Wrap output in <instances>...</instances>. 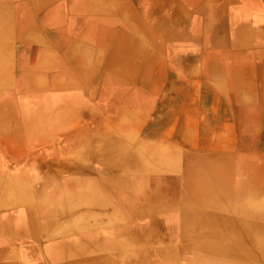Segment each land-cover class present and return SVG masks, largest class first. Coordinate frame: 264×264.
<instances>
[{
  "label": "bare ground",
  "instance_id": "6f19581e",
  "mask_svg": "<svg viewBox=\"0 0 264 264\" xmlns=\"http://www.w3.org/2000/svg\"><path fill=\"white\" fill-rule=\"evenodd\" d=\"M47 1L37 0L35 9L40 10ZM198 1L188 0L194 6H198ZM243 1L252 25L258 27H250L245 19L244 28L237 31L233 44L239 50L254 46L263 54L264 0ZM111 2L114 7L118 4L117 0ZM170 8L168 16L175 26L165 32L159 26L138 30L124 25L128 30L123 29V36L116 33L115 20L105 14L110 8L95 3L91 12L94 15L85 18L86 27L73 23L78 34L64 38L70 70L60 69V63L50 58L37 56L40 59L37 63L28 65L19 61L23 69L27 67L26 75L30 76L15 80L11 77L10 53L2 50L26 40L25 31L20 30H31L32 18L27 9L20 8L11 19H6L10 16V1L0 0V62L3 64L0 63V92L4 91L0 97V121L4 125L0 130V145L8 146L4 141L13 144L30 138L53 137L58 126L67 122L69 113L88 112L89 106L78 96L75 82L91 89L102 107L123 103L124 117L134 118L132 111L137 98L126 92L122 82L142 71L153 46L167 43V51L178 71L185 75L198 72L203 19L188 16L175 5ZM87 11L85 15H89ZM225 15L215 14L206 20L210 29L214 22H220L210 35L212 42L207 43L210 46L226 42L221 30L230 22ZM134 32L145 35L146 39L137 44ZM229 58L231 63L233 57ZM101 60L109 71L107 78L100 72ZM205 69L210 78L220 82L227 103L233 107L236 126H245L251 138L255 127L264 122V107L257 108L264 106V65L254 68L246 61H238L229 83H221L223 73L215 65L207 64ZM50 71L53 72L49 74ZM149 71L147 76L152 75ZM19 91L27 92L19 94ZM90 146L88 142L77 144L73 155L61 163L39 161L38 169L27 174L29 178L25 182L23 177L15 175L0 179V200L35 204L33 210L0 216V264H19L20 253L12 249V240L16 236L33 238L41 218L47 221L43 230L49 225L48 232L53 234L50 236H62L61 244L49 246L45 257L59 259L62 264L264 262V214L260 216L259 211L263 204L254 200L257 186L252 174L257 172V166L251 155L203 158L182 155L173 149L156 150L151 161H161L163 169L148 163L150 144L144 143L141 153L115 155L95 167V162L91 165L95 158L91 157L99 151L87 153ZM114 147L117 149L119 145ZM62 167L73 171L59 180ZM169 168L182 171L184 176L173 177L165 172ZM99 169L102 174L98 173ZM36 180L44 181L38 193L30 187V182ZM74 233L78 237L70 238ZM24 246L27 250L22 256L24 264H37L39 252L27 242Z\"/></svg>",
  "mask_w": 264,
  "mask_h": 264
},
{
  "label": "rangeland",
  "instance_id": "374dc122",
  "mask_svg": "<svg viewBox=\"0 0 264 264\" xmlns=\"http://www.w3.org/2000/svg\"><path fill=\"white\" fill-rule=\"evenodd\" d=\"M57 2H61L62 5H65L66 8L67 0H56ZM172 0H155L156 7H167L172 6ZM185 5H178V7L182 8L185 14L188 16H200L203 19L202 28L203 30L199 32V41L203 43L200 46V54L201 57L199 59V70L198 72H194L193 74L197 73L193 79H186V78H179V77H186L191 76L185 75L182 71H178L176 67L173 66L171 61V56L167 51V43L161 46H153V49L150 53L146 55V63L143 65V69L141 72H137L135 76L138 74L140 75L141 79H146L149 76L146 73L149 71V67L152 66L153 70L149 71L152 75H159L163 72L164 68H169L170 70H174V74L178 77H173L171 75L166 76L163 78L161 87L159 89V93L155 95L152 100V103L149 108V113L147 118L145 119L144 124L140 127V132L144 136H151L155 138L158 142L162 143V145L170 146L173 148H167L160 146L156 142H149L145 141L142 142L140 140L137 141L139 146V150L142 151L141 146L144 143H149L150 147L148 149V163L151 165V162L160 165V168L164 169V163L161 161H151L153 153L156 150H168L173 149L182 155L187 156H194V157H207V158H217L222 156H237L240 155H251L252 159L256 160V169L257 172L253 173V177L256 180L257 190L254 193L255 201L260 202L263 204L262 208L259 210L261 212L260 216L264 214V122L259 123L252 131V137H249L247 132V128L245 126H236L234 118H233V107L227 103V95L219 88L218 92L221 93L224 97V100L220 95L216 93V89L218 87V83L215 81H211L207 73V69L205 66L207 64H213L218 69L221 70L224 76V81L229 83L232 81V74L233 68L238 61H246L254 68H259L264 65V53L262 54L261 51L254 46L250 47H241L240 50L238 47L233 44L234 38L236 36L237 31L233 28L232 23L225 30L222 31V36L225 37V43H216L213 46H210L209 42H212V38H210L211 33L215 32L217 28L220 26V22H214V25L210 29V26H207V18L211 17L215 14H227L230 12L229 9L234 10V8L241 6V3H236L235 0H199L198 6H194L188 0H185ZM95 3L98 4H105L108 6V9L105 14L107 17H110L115 20L116 24V33L122 34L123 29H127L123 24L119 21L120 19H115L113 17V13H111L112 9H114V5L112 4L111 0L108 2H103L102 0H80L79 6L81 7L80 11L81 14L85 15V11L91 15L93 11V5ZM110 3V4H109ZM51 5V0H48L42 7L43 9L47 6ZM156 10V8H155ZM155 12V11H154ZM62 14L65 15L64 20L68 19V15L65 12H60L58 15ZM94 14H92L93 16ZM230 22V21H229ZM47 23V22H46ZM49 24V23H47ZM73 24V23H72ZM49 26V25H46ZM128 30V29H127ZM162 31L165 32L164 28ZM187 33V31H186ZM123 35V34H122ZM124 36V35H123ZM140 37L141 39L138 40L136 37ZM221 36V37H222ZM134 40L136 43H142L146 38L145 35L134 32ZM213 37V36H212ZM125 38V37H124ZM209 40V41H208ZM26 41V40H25ZM19 42L18 44H22ZM21 47V46H20ZM19 46H14L13 49H19ZM13 51V50H12ZM23 52L22 56H27L26 49H20ZM41 54V52L39 53ZM205 55V59H202V55ZM36 55L35 57H37ZM230 56L233 57L231 63L228 61ZM151 63L149 65V62ZM13 68L12 71L16 66H21L13 60ZM102 68H107L105 61L101 60ZM33 63V62H32ZM28 65L30 62L27 63ZM22 65L21 67H23ZM104 66V67H103ZM101 68V65L99 64ZM27 71V67L24 69ZM53 71H50L51 74ZM151 76V75H150ZM29 78V77H27ZM27 92V91H23ZM23 94V93H22ZM264 106L258 105V109ZM80 114L88 113L83 110L79 111ZM193 116L194 118L200 119L199 121L201 124L198 126V131L194 134L195 137L192 138L196 139L193 148L190 147L189 143L185 141V121L188 117ZM111 125L102 126L104 131L106 129H112ZM99 128V127H98ZM57 129V127L55 128ZM35 139H28V142H32ZM8 146H2L5 149H11L15 144H10L7 141ZM176 148V149H174ZM35 149V148H34ZM182 152H180V151ZM183 152H186L185 154ZM189 152H191L189 154ZM68 157L54 161L56 163H61L65 161ZM185 164V161H182ZM100 165L99 162H95L94 166ZM10 169H15V163L8 164ZM152 166V165H151ZM163 166V167H162ZM59 170L60 173L58 174L57 178L61 180L62 178L68 177L72 173V169L68 167H62ZM98 170L99 174H102ZM168 173V169H166ZM172 176L175 178H182L184 176L182 171L179 173L171 171ZM8 176V175H7ZM10 178V177H7ZM44 184L42 180H36L30 182V187L35 193L41 191V187ZM34 203L29 202L23 204L22 201H16L13 204H10L6 199L0 200V216L2 212L6 209V207H15L12 210V214H16L20 211H29L30 209H34ZM46 219L41 218L36 234L33 238L28 237L26 239L19 238L16 236L12 240L11 247L14 249L20 256L18 257V263L24 264L23 259V252L27 253V250L23 252L18 250L16 243H19L25 248L24 242H27L28 245L35 248L36 251L40 254V259L38 260L37 264H45L46 261H53L47 260L45 257V253L40 252V248H37L35 245L39 243L38 241L42 237H46L48 240H53V242L57 241L60 242L62 240V236H50L48 232V227L46 230H43L44 224H46ZM70 238L74 239L77 238L78 235L76 233L69 235ZM17 241V242H16ZM52 245V244H51ZM50 245V246H51ZM57 264H62L63 262L58 259V261H53ZM261 264H264L261 263Z\"/></svg>",
  "mask_w": 264,
  "mask_h": 264
},
{
  "label": "crops",
  "instance_id": "0c3cea01",
  "mask_svg": "<svg viewBox=\"0 0 264 264\" xmlns=\"http://www.w3.org/2000/svg\"><path fill=\"white\" fill-rule=\"evenodd\" d=\"M9 1L11 11L8 13L10 16L6 17V19H11L20 8H25L30 12L32 23L31 30H20L25 31L26 41H23L22 44L14 45L21 46L19 49H13L14 46H11L8 48L5 47L4 50H2L3 52L8 51L10 53L8 60H14L17 64L20 60L26 64L28 62L37 63L40 59L37 60L35 56L38 55L41 59L50 58L51 60L57 61L60 63V69L70 70V66H68L65 59V53L67 50L64 47V38H69L75 33L78 34L76 26L79 24L81 27H86L85 18L86 16H90L81 14V7L79 6L80 0H69L66 3V8H64L65 5H62L61 2L51 0V5L41 10L35 9V7H37V5L35 6L37 0ZM85 1H87V3L89 2V0ZM102 1L106 3L110 0ZM117 1L118 4L112 9L111 13H113L115 19H121L119 22L126 25L128 28L133 27L138 30H145L159 26L166 30L175 26L174 20L170 19L168 16L171 13L170 6L164 8L156 7L154 6L155 0ZM235 1L242 5L234 8V10L232 9V11L229 9L230 12L227 14V17L225 16V18L228 19V22L230 21V23H232L233 28L236 31H242L245 19L248 20L250 27H258L257 25H252V20L247 14L244 1ZM171 2L175 6L186 4L185 0H172ZM6 10L9 9L6 8ZM60 12L67 13L68 19L64 20L65 15L58 16ZM0 14H2L1 11ZM72 23L76 24L75 29ZM44 25L49 26L43 27ZM131 32H133V30H131ZM17 35H19V31ZM136 37L138 40L141 39L138 36ZM110 39H112V37ZM121 39L123 40V38ZM20 49H26L28 53L27 56H21L19 52ZM40 52L42 55H39ZM100 65V72H102L105 78L109 77L108 69L102 68V62H100ZM100 72L98 75H100ZM11 73V77L15 80L25 79L30 76L26 75V70L21 66H16ZM196 74L197 73L179 78L193 79ZM169 75L175 78L178 77L174 74V70L172 71L166 67L159 75H151L146 79H141L140 75L137 74L135 77L122 82L126 92L137 98L132 111V117H135L128 120L124 117L122 111L125 104L115 102L107 107H102V105L96 101L97 98L91 89H87L85 85L77 84L75 82V88L79 90L78 96L84 102H87L86 105L89 106L88 113H69L67 116V122L59 125L57 131L54 130L56 132L52 135L53 137H37L32 142L20 140L17 141V144H15L16 146L11 149L2 148L0 145V179H3L7 175H15L20 176V178L23 177L25 182L29 178L26 175L30 174L33 169H38L39 161L47 162L52 160H62L69 157L71 154L73 155V149L76 148L77 144L85 142H88L91 145L89 149H86L87 153H91L92 155V153L99 151V153L91 157L95 158V160L91 162V165H93L94 162L101 163L115 155L126 152L135 154L141 153L137 144L138 140L142 142H156L160 146L173 148L162 145V143L158 142L155 138L144 136L140 132V127L144 124L152 100H154L153 97L159 93L163 78ZM222 78L221 83H226L224 81V76ZM211 81H214V79L211 78ZM215 82L218 83L216 93L224 99L223 95L218 92L220 82ZM22 93L23 91H19V94ZM2 95H4V91L0 92V97ZM1 103L2 102L0 101V104ZM199 120L200 119L198 118L190 116L184 123L187 127L185 129V141L186 143H189L191 148H193L195 142H197V138L193 140L192 138L195 137L194 134L198 131V126L201 124ZM106 125H111L110 127H112V129H106V131H104L101 127H106ZM3 126V122L0 121V130L3 129ZM115 144H118L119 148L116 149L114 147ZM183 153L185 154L186 152ZM190 153L191 152H189V154ZM11 162L16 164L15 169L9 168L8 164ZM151 165L155 168L157 167L154 162H151ZM158 167H160V165H158ZM171 171L177 173L180 172L176 168H169L168 173L172 174ZM98 178L99 177H96V179ZM13 208L15 207H6L2 212V215L4 214L8 217L11 216ZM38 242L39 243L35 246L40 248V252L42 253H47L50 251V247L61 244L57 241L53 242V240H48L46 237H42ZM51 244L52 246H50ZM16 246L18 250L22 252L24 251L21 244L16 243ZM45 264L57 263L46 261Z\"/></svg>",
  "mask_w": 264,
  "mask_h": 264
}]
</instances>
